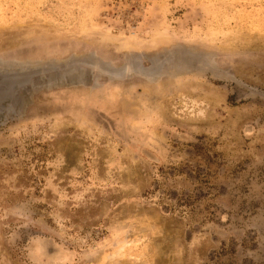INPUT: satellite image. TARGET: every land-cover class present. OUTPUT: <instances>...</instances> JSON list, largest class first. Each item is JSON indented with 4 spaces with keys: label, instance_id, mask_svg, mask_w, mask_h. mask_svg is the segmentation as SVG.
Returning <instances> with one entry per match:
<instances>
[{
    "label": "rangeland",
    "instance_id": "obj_1",
    "mask_svg": "<svg viewBox=\"0 0 264 264\" xmlns=\"http://www.w3.org/2000/svg\"><path fill=\"white\" fill-rule=\"evenodd\" d=\"M0 80V264H264V0H0Z\"/></svg>",
    "mask_w": 264,
    "mask_h": 264
},
{
    "label": "bare ground",
    "instance_id": "obj_2",
    "mask_svg": "<svg viewBox=\"0 0 264 264\" xmlns=\"http://www.w3.org/2000/svg\"><path fill=\"white\" fill-rule=\"evenodd\" d=\"M4 80H0V98L2 97H5V93L7 92V89H8V84H7V80L4 81Z\"/></svg>",
    "mask_w": 264,
    "mask_h": 264
},
{
    "label": "water",
    "instance_id": "obj_3",
    "mask_svg": "<svg viewBox=\"0 0 264 264\" xmlns=\"http://www.w3.org/2000/svg\"><path fill=\"white\" fill-rule=\"evenodd\" d=\"M131 69V68H130ZM117 74V73H116Z\"/></svg>",
    "mask_w": 264,
    "mask_h": 264
}]
</instances>
